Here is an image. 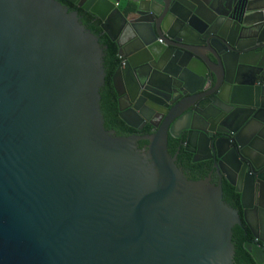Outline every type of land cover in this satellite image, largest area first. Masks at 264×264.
<instances>
[{"label":"water","instance_id":"1","mask_svg":"<svg viewBox=\"0 0 264 264\" xmlns=\"http://www.w3.org/2000/svg\"><path fill=\"white\" fill-rule=\"evenodd\" d=\"M67 1L118 46L120 119L156 131L106 129L107 47L77 11L0 0V264H235L244 224L264 264V0ZM181 134L187 152L215 155L243 216L222 174L184 175L168 148Z\"/></svg>","mask_w":264,"mask_h":264},{"label":"trees","instance_id":"2","mask_svg":"<svg viewBox=\"0 0 264 264\" xmlns=\"http://www.w3.org/2000/svg\"><path fill=\"white\" fill-rule=\"evenodd\" d=\"M63 5L67 6L70 11H77L79 13L80 20L89 29L93 34L99 37L100 43L107 47L105 49V70H106V83L104 88L101 90V110L105 120V127L108 130H114L118 136H132L137 135L141 136L144 134H149L150 130H146L143 132H138L135 129L128 127L119 117V105H118V96L113 86V76L119 65L121 63V59L118 56V46L115 42H112L106 34H104L101 28V21L93 14L89 12H85L82 9L76 8V6L72 5L67 0H58ZM125 12H128L130 9V5L125 8L122 7ZM148 141H140L139 147L143 148L144 145L147 146ZM229 193L232 197L235 198V202L237 203V207L240 202V195L235 194V192L228 188ZM225 202L230 206L235 208L233 204H230L229 201L225 199ZM251 237L250 232L248 231L247 226L244 224L241 226H236L233 229V244L235 246L236 255L234 258L235 264H255L251 255L244 249V244Z\"/></svg>","mask_w":264,"mask_h":264},{"label":"flooded vegetation","instance_id":"3","mask_svg":"<svg viewBox=\"0 0 264 264\" xmlns=\"http://www.w3.org/2000/svg\"><path fill=\"white\" fill-rule=\"evenodd\" d=\"M76 8L79 9V7L77 6ZM160 43L163 44V41L160 40ZM177 97L178 96L176 94H173L172 96L167 95L166 97L162 99L159 97H156V103L154 104L155 107L154 109H152V112H149V114L152 115V121H154L155 123L159 122L162 124L165 121V117H166V116L164 117V114L169 112L170 105H172V103L175 102ZM226 107L227 106L224 105L225 109ZM176 114L177 113L175 112L171 113V118L174 117ZM148 129L150 130L149 134H152L156 131V129L150 123L146 125L142 124V129L137 130V131L143 132ZM213 129L215 131V136L220 137L221 134H218V131L219 129H222V128L220 126H213ZM149 134H144L141 136H146ZM184 138H185L184 134H181L179 138L170 137L169 142H168L169 152L173 157H176V164L178 165V167L182 170L184 175L189 180L200 181V180H204L210 177L213 183H215L216 185H219L221 181L219 174H222L220 172L222 167L221 168L219 167L218 171L216 170L215 155L212 156V153L210 154L206 152V145H204V143L201 144L200 150L196 147L191 146V149L196 151L197 153L196 155L187 152L184 147V142H185ZM144 147L146 146L144 145ZM195 158H196V161H195ZM222 187H223L224 200L226 199L227 201L230 202V204H233L235 209L238 210L239 213L243 216L244 210L242 209L241 203L239 202V206L237 207V203L235 202L236 200L234 197L231 196L228 188H231L235 192V194H238V193H236L235 188L226 180L224 174H222ZM251 240H252V237H250L248 241H251Z\"/></svg>","mask_w":264,"mask_h":264},{"label":"crops","instance_id":"4","mask_svg":"<svg viewBox=\"0 0 264 264\" xmlns=\"http://www.w3.org/2000/svg\"><path fill=\"white\" fill-rule=\"evenodd\" d=\"M122 7H126V3L124 2V0L123 1H121V3H120V8L123 10V8Z\"/></svg>","mask_w":264,"mask_h":264}]
</instances>
